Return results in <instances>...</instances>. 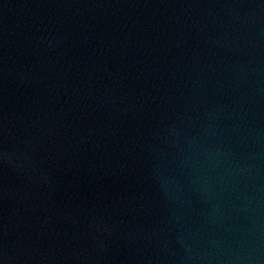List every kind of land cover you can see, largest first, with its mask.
Listing matches in <instances>:
<instances>
[{
    "label": "water",
    "instance_id": "1",
    "mask_svg": "<svg viewBox=\"0 0 264 264\" xmlns=\"http://www.w3.org/2000/svg\"><path fill=\"white\" fill-rule=\"evenodd\" d=\"M0 264H264V0H0Z\"/></svg>",
    "mask_w": 264,
    "mask_h": 264
}]
</instances>
